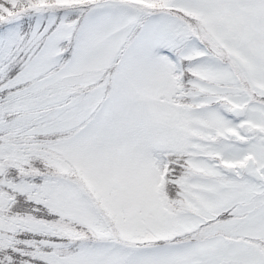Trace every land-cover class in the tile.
I'll return each mask as SVG.
<instances>
[{
  "label": "snow or ice",
  "instance_id": "1",
  "mask_svg": "<svg viewBox=\"0 0 264 264\" xmlns=\"http://www.w3.org/2000/svg\"><path fill=\"white\" fill-rule=\"evenodd\" d=\"M0 264H264V0H0Z\"/></svg>",
  "mask_w": 264,
  "mask_h": 264
}]
</instances>
